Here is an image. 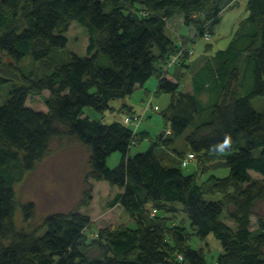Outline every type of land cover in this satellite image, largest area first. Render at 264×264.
<instances>
[{
	"label": "trees",
	"instance_id": "1",
	"mask_svg": "<svg viewBox=\"0 0 264 264\" xmlns=\"http://www.w3.org/2000/svg\"><path fill=\"white\" fill-rule=\"evenodd\" d=\"M219 1L217 7L214 0H0V53L9 59H0V91L13 82L0 104V264H170L177 255L181 264H207L204 251L189 244L191 231L157 212L173 207L187 215L196 236L214 233L221 241L216 264H264V216L252 228L264 198V107L252 103L264 96V0H248V14L225 48L210 42L200 60L190 62L196 37L210 40V23L230 7L229 0ZM177 15L194 26L195 38L167 34L168 20ZM75 20L89 32L87 55L73 52L60 61L56 52L67 46L65 33ZM28 55L34 63L25 71ZM187 72L192 90L181 89ZM152 77L158 82L154 93L146 91L147 106L158 110L155 96L170 93L163 112L169 126L147 150L132 154L140 122L104 123L85 108L114 110L112 100L127 98ZM124 109L125 116L143 118L125 103ZM191 125L189 150L179 151L176 141ZM64 135L89 147L90 176L121 188L111 204L123 206L135 226L100 227L90 237V216L71 211L48 214L37 231L16 230L15 185ZM116 151L121 160L110 168L107 159ZM188 153L198 164L209 154L223 157L228 174L213 173L207 182L223 199L209 196L197 174L182 170ZM175 158L180 164H170ZM227 205L234 225L222 218ZM22 207L31 217L34 203Z\"/></svg>",
	"mask_w": 264,
	"mask_h": 264
},
{
	"label": "rangeland",
	"instance_id": "2",
	"mask_svg": "<svg viewBox=\"0 0 264 264\" xmlns=\"http://www.w3.org/2000/svg\"><path fill=\"white\" fill-rule=\"evenodd\" d=\"M229 2L230 7L220 12L209 25L212 30L211 39L207 40L204 37H196V42H194L193 45V63L194 61L200 60L201 55L206 50V44L212 42L217 49L227 46L238 23L248 14V0H229ZM124 5L127 9L134 10L135 8L128 1H126ZM213 5L218 7V5H223V1L214 0ZM136 7H139V5H136ZM210 11L211 10L206 14V17L211 13ZM200 16H202L201 13L195 14L194 18ZM203 17H205V15ZM184 23L185 20L183 15H177L173 19H169L167 23V34L171 37L184 38L179 32L180 26ZM189 28V25H184L182 31L188 33ZM192 32L196 34L194 26H192ZM65 34L68 37V44L64 49H59L56 52L55 57L58 60H67L73 52L81 56L87 55L89 32L85 26L75 20L71 23ZM0 56L1 61L4 60V62H7L9 60L5 54L0 53ZM33 63L32 57L28 55L21 62V66L29 68L25 70L28 71L32 69ZM3 68L5 69V64L0 63V69ZM1 71L2 70H0V72ZM192 74V72L186 73L185 78L182 80V90H192ZM18 80L21 81V78H18ZM157 82V77L149 79L147 87L150 93L156 91ZM12 87V81L4 84L0 91V104L7 101ZM171 96L172 95L167 92L157 94L153 99V105L157 104L159 109L155 110L154 106H147L148 100L145 95L140 91H135L133 95L125 99L112 100L110 104L115 108L114 110L108 109L105 112H98L92 107H86L85 112L92 119L100 120L104 123L123 121L128 110H120V108L124 103H127V105L134 108L135 113L139 115L143 114V118L139 125L140 127L138 128L139 140L132 146V154H136L147 150L154 141H157L161 132L168 129L169 123L164 121L163 112L170 103ZM203 97L207 98L206 95ZM252 103L257 110H262L264 107V96L253 98ZM130 126L134 127L133 124ZM192 128L193 126L191 125L176 141L175 147L179 151L188 152L189 147L185 137L190 133ZM142 130L146 134L144 138H142V134H140ZM161 149L162 147L159 146V153L162 151ZM170 152H172V150H170ZM258 152L259 150L255 151L256 154ZM121 157L122 154L119 151L112 153L107 159L108 166L110 168L116 167ZM89 158V147L78 139L68 135L54 138L46 154L36 163L35 167L28 171L23 179L15 185L18 206L15 211L13 222L16 230L37 231L48 214L71 211H79L90 216L92 223L87 230L90 237L95 235L97 229L100 227L115 228L121 223L135 226V222L131 220L123 206L118 203L111 204V201L121 188L111 185L107 180H96L90 176L91 167ZM175 159L176 160L170 164H180L179 159ZM223 163L224 161L221 155L209 154L203 157L202 164H198V161L194 160L188 166L182 167V170L186 174H197L199 176V181L206 186L205 188L209 196L223 199L225 197L224 195L219 192L214 193L207 184L208 177L213 173L217 176L228 174V170L224 167ZM251 174L254 178L261 177L260 173L254 170H251ZM28 202L34 203V211L31 217L26 218L22 206ZM231 208V206L227 205L222 218L234 225V221L228 214V209ZM172 209L173 210L166 209L157 212L170 217L172 224H178L191 231L192 237L189 244L192 247L200 248L204 251L207 264H216V259L220 253L223 252L221 241L214 233H209L204 238L196 236L190 227V221L187 215L179 208L173 207ZM258 216H264V198L257 202L255 213L252 216V228L254 229L257 227ZM9 241V239L2 240L4 244H8ZM176 258L178 260L173 259L170 264H181L180 255H177Z\"/></svg>",
	"mask_w": 264,
	"mask_h": 264
},
{
	"label": "built area",
	"instance_id": "3",
	"mask_svg": "<svg viewBox=\"0 0 264 264\" xmlns=\"http://www.w3.org/2000/svg\"><path fill=\"white\" fill-rule=\"evenodd\" d=\"M205 36L207 38H210L211 37V34L208 31H206L205 32ZM124 119H125V121L127 123H134L136 125H138V123L140 122V120H139L140 118H139L138 115H127V116H125ZM194 158H195L194 153H188L185 157H183L182 164L184 166H187Z\"/></svg>",
	"mask_w": 264,
	"mask_h": 264
},
{
	"label": "crops",
	"instance_id": "4",
	"mask_svg": "<svg viewBox=\"0 0 264 264\" xmlns=\"http://www.w3.org/2000/svg\"><path fill=\"white\" fill-rule=\"evenodd\" d=\"M184 25H186L185 23L182 25V26H180V28H179V32H180V34H182V33H184V31H182L183 29H184ZM195 31V30H194ZM195 33L194 32H192V26H190V28H189V32L188 33H184V34H182V36L184 37V36H189V38H195ZM233 36V35H232ZM183 39V38H182ZM231 40V39H230ZM230 40H229V42H230ZM228 42V43H229ZM226 47V46H225ZM225 47H223V48H225ZM192 60H193V58H191L189 61L190 62H192ZM168 76H170V77H173L172 75H168ZM149 81V80H148ZM148 81L144 84V86H141V87H139L136 91H140L143 95H145L146 96V91H150L149 89H148V87H147V83H148ZM157 81H158V79H157ZM134 94V93H133ZM132 94V95H133ZM125 104H127V103H125ZM143 131V130H142Z\"/></svg>",
	"mask_w": 264,
	"mask_h": 264
},
{
	"label": "water",
	"instance_id": "5",
	"mask_svg": "<svg viewBox=\"0 0 264 264\" xmlns=\"http://www.w3.org/2000/svg\"><path fill=\"white\" fill-rule=\"evenodd\" d=\"M161 135H163V134L161 133Z\"/></svg>",
	"mask_w": 264,
	"mask_h": 264
}]
</instances>
